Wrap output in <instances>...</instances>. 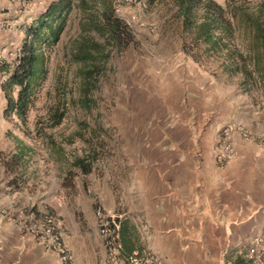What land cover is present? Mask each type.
Returning <instances> with one entry per match:
<instances>
[{"label":"rangeland","instance_id":"rangeland-1","mask_svg":"<svg viewBox=\"0 0 264 264\" xmlns=\"http://www.w3.org/2000/svg\"><path fill=\"white\" fill-rule=\"evenodd\" d=\"M52 1L0 0V200L14 192L20 202L25 194L52 200L70 217L85 214L90 229L97 207L119 221L118 213L138 200L129 191L130 163L143 161L146 154L154 157L169 145V132L176 128L169 130L168 118L185 120L189 102L195 120L201 114L224 120L216 138L225 128L241 127L247 134H239L241 139L264 148V73L244 81L240 74L222 71L217 55L197 63L183 53L188 34L177 17L176 0H72L58 40L43 48L47 74L26 126L6 116L1 85L25 29ZM113 18L128 28L124 41L110 36L107 20ZM82 40L91 45L94 57L80 66L72 53ZM248 40L242 29L235 32L233 42L244 54ZM61 105L66 106L65 118L50 128L47 113ZM22 146L30 151L15 162ZM90 151L97 153L91 173L71 168L74 158ZM68 172L74 175L72 185L65 180ZM11 181H18L17 189ZM127 219L122 221L129 229Z\"/></svg>","mask_w":264,"mask_h":264},{"label":"crops","instance_id":"crops-1","mask_svg":"<svg viewBox=\"0 0 264 264\" xmlns=\"http://www.w3.org/2000/svg\"><path fill=\"white\" fill-rule=\"evenodd\" d=\"M192 106L183 107L185 120L168 118L169 130H176L169 132L167 147L130 163L129 191L138 200L117 221H131L134 251L149 250L164 264H264L247 259L264 232V148L233 131L235 155L217 164L216 137L224 120L207 114L195 120ZM17 194L0 200V264H59L27 231L45 215L56 219L75 264H102L96 219L90 229L85 214L70 217L52 200L25 194L20 202Z\"/></svg>","mask_w":264,"mask_h":264},{"label":"trees","instance_id":"trees-1","mask_svg":"<svg viewBox=\"0 0 264 264\" xmlns=\"http://www.w3.org/2000/svg\"><path fill=\"white\" fill-rule=\"evenodd\" d=\"M176 2L177 17L181 20L182 31L188 34V40L183 38V53L197 63H200L203 57L217 55L220 57L222 71L228 74H240L244 77V81H247L254 73L262 76L264 73V0L256 1L257 3L229 0L225 5L212 0H176ZM72 4V0L52 1L46 10L25 29V38L16 55L14 65L1 85L6 99L5 115L15 116L22 127L26 126L28 115L37 101L39 87L46 78L47 57L43 48L58 40ZM107 26L110 28V36L113 39L124 41L130 35L127 26L116 18L108 19ZM240 29L249 37L246 54L241 52L233 42L235 32ZM95 47L96 43L92 44V49ZM92 51L88 41L82 40L72 53L73 62L80 66L83 63H89L94 57ZM93 70V68L88 70L85 75H91ZM14 91L15 97L12 96ZM65 115V105L50 108L47 113L49 127L59 126ZM22 147L23 151L13 157L15 162L25 155L24 151L26 153L30 151L29 147ZM96 160L97 153L92 151L91 154L90 151L83 158H74L70 166L76 168L82 175H88ZM72 179L74 175L68 172L65 178L68 185H72ZM10 183L17 189L18 181ZM118 224L124 258H128L135 251L142 252L139 249L133 250L134 242L130 236V230L125 225H120V222Z\"/></svg>","mask_w":264,"mask_h":264},{"label":"built area","instance_id":"built-area-1","mask_svg":"<svg viewBox=\"0 0 264 264\" xmlns=\"http://www.w3.org/2000/svg\"><path fill=\"white\" fill-rule=\"evenodd\" d=\"M233 131H238L244 137L247 136L241 127L225 128L221 132L215 148L217 164L223 165L235 155V148L231 140ZM95 216L98 224V235L105 251L102 264H164L156 254L149 250L135 251L128 258H124L117 218L101 207L96 208ZM27 231L57 256L59 264H75L63 241L59 224L53 216L45 215L39 221L32 220L27 226ZM247 259L253 262L264 259V232L253 241L252 247L247 253Z\"/></svg>","mask_w":264,"mask_h":264}]
</instances>
